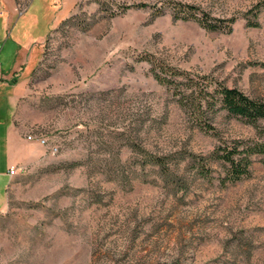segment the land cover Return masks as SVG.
Instances as JSON below:
<instances>
[{
	"label": "rangeland",
	"instance_id": "rangeland-1",
	"mask_svg": "<svg viewBox=\"0 0 264 264\" xmlns=\"http://www.w3.org/2000/svg\"><path fill=\"white\" fill-rule=\"evenodd\" d=\"M192 85L264 101V0H0V173L41 150L0 264H264V155L236 183L218 158L264 134L198 118Z\"/></svg>",
	"mask_w": 264,
	"mask_h": 264
},
{
	"label": "trees",
	"instance_id": "trees-1",
	"mask_svg": "<svg viewBox=\"0 0 264 264\" xmlns=\"http://www.w3.org/2000/svg\"><path fill=\"white\" fill-rule=\"evenodd\" d=\"M207 28L216 29L213 26ZM156 79L163 84L174 85L159 76H156ZM189 89L191 93L183 99L184 106L198 114V118L204 119L206 112H215V107L218 106L217 108L225 111L228 116L237 118L246 125L259 130V136L264 134V129H259V124L264 121V101L251 98L234 87L220 86L218 89L210 91L208 87L192 85ZM202 126L211 129L210 125L205 122ZM260 155H264V140L261 139L246 142L235 141L233 145L222 149V154L218 158L226 168L223 183H236L248 178L251 174L252 158ZM145 159L151 165L160 167L164 172L165 164L160 158L145 154Z\"/></svg>",
	"mask_w": 264,
	"mask_h": 264
},
{
	"label": "crops",
	"instance_id": "crops-1",
	"mask_svg": "<svg viewBox=\"0 0 264 264\" xmlns=\"http://www.w3.org/2000/svg\"><path fill=\"white\" fill-rule=\"evenodd\" d=\"M16 132L18 133V135H20L19 131L16 130ZM40 154V149H36L34 151L33 146H26L24 148V154L20 156L21 158L19 159L18 166L15 167L14 165H10L9 168L6 170L7 173H0L1 181L3 180V184L0 185V213L3 212L7 206V188L12 177V175L9 174V170L11 168H20L22 165L33 163L39 158ZM3 190L4 196L2 195Z\"/></svg>",
	"mask_w": 264,
	"mask_h": 264
},
{
	"label": "built area",
	"instance_id": "built-area-1",
	"mask_svg": "<svg viewBox=\"0 0 264 264\" xmlns=\"http://www.w3.org/2000/svg\"><path fill=\"white\" fill-rule=\"evenodd\" d=\"M26 140L27 141H30V142H36L38 143L39 145H42V146H47L48 143L46 141V139L42 136H37L36 134H30V135H27L26 136ZM51 150L52 151H57V147L56 146H53L51 147ZM22 170V168H11L9 170V174L10 175H14L15 173H17L18 171Z\"/></svg>",
	"mask_w": 264,
	"mask_h": 264
}]
</instances>
